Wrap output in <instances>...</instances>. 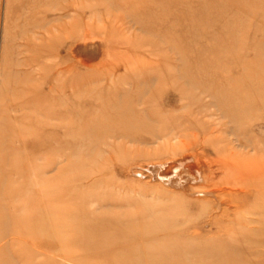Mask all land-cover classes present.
Instances as JSON below:
<instances>
[{
  "label": "rangeland",
  "instance_id": "374dc122",
  "mask_svg": "<svg viewBox=\"0 0 264 264\" xmlns=\"http://www.w3.org/2000/svg\"><path fill=\"white\" fill-rule=\"evenodd\" d=\"M164 249L264 263V0H0V264Z\"/></svg>",
  "mask_w": 264,
  "mask_h": 264
},
{
  "label": "bare ground",
  "instance_id": "6f19581e",
  "mask_svg": "<svg viewBox=\"0 0 264 264\" xmlns=\"http://www.w3.org/2000/svg\"><path fill=\"white\" fill-rule=\"evenodd\" d=\"M205 180L207 181V179H205ZM193 188H194V186H193ZM194 193H196V192H194ZM206 193H208V192H206ZM203 195H204V193H203ZM205 195H207V194H205ZM156 253L158 255L155 257H153L152 255H146V257H140L139 262L140 261L144 262V260L147 261L146 264H195V263L198 264L199 262H201L200 260H198L197 262H192L191 259H187V263H185V260H186L185 257H187L185 253L177 254L176 252L175 253L171 252V250L164 249V250H161V251L156 252ZM225 253H227V254H225ZM208 255H209V253H208ZM220 255H221V257H223L225 259V261L237 260L239 258L238 256H240V254L237 252H232V253L229 252L228 253V252H225L223 250L220 252ZM246 258H248V257L246 256ZM244 259H245V257H244ZM241 261L243 262V260H241ZM262 262H264V259L262 260ZM262 264H264V263H262Z\"/></svg>",
  "mask_w": 264,
  "mask_h": 264
}]
</instances>
